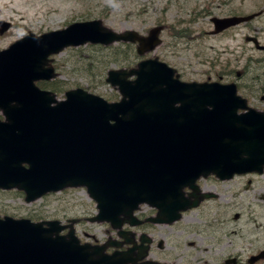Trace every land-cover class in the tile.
Masks as SVG:
<instances>
[{
    "label": "water",
    "instance_id": "1",
    "mask_svg": "<svg viewBox=\"0 0 264 264\" xmlns=\"http://www.w3.org/2000/svg\"><path fill=\"white\" fill-rule=\"evenodd\" d=\"M158 31L142 38L130 31L116 34L97 20L74 23L16 42L0 52V67L38 70L47 64L49 55L87 42L139 41L138 53L143 54L158 43ZM130 76L137 77L131 82L127 80ZM6 77V82L19 84L17 75ZM107 82L118 86L123 95L120 102L109 104L77 89L55 107L50 106L53 98L49 96L47 106L38 108L4 104L11 115L1 124L15 138V148L35 163L43 160L37 168L44 179L51 178L48 162L62 154L53 166L67 185L87 186L98 202L94 220L111 221L116 227L120 214L131 215L142 202L154 204L160 197L155 193L172 194L210 173L225 178L260 171L264 165V122L252 126L250 119L236 118L235 110H228L235 97L232 85L178 83L156 59L143 61L129 72L109 71ZM34 137L37 143L31 140ZM15 184L26 190L28 201L63 186L58 180L48 183L33 178ZM6 224L0 221V264H111V258L117 259L118 253L104 256L103 247L80 246L73 231L59 236L62 227L58 223L38 232L12 223L18 243H9L1 237Z\"/></svg>",
    "mask_w": 264,
    "mask_h": 264
},
{
    "label": "rangeland",
    "instance_id": "2",
    "mask_svg": "<svg viewBox=\"0 0 264 264\" xmlns=\"http://www.w3.org/2000/svg\"><path fill=\"white\" fill-rule=\"evenodd\" d=\"M201 9H206L200 12L204 16L195 15ZM259 11L264 12V0H0V21L8 24L15 22L20 27H25L10 26L0 33V49L27 31L35 34L63 29L71 22L86 18L100 19L105 27L115 32L136 31L141 35H146L154 27L163 26V43L153 55L179 69L183 80H215L220 76L223 77L222 82H230L236 78L235 71L240 70L242 78L239 83L245 86L252 97H258L259 92H264V82L257 83L254 79L258 76L264 79V63L256 70V65L247 63L246 59L252 57L251 59L262 61L264 52L256 51L251 43L245 41V32L249 31L247 28L237 27L216 36L209 35L213 29L209 18L242 16ZM210 14L212 15L209 16ZM252 26L253 31L261 32L260 41L264 44V14L253 20L250 27ZM186 28L188 30H184ZM175 34L181 37H174ZM111 47L112 49L101 45H86L79 49L64 50L57 56L65 83L64 88L58 89L62 91L61 94L64 89L83 87L106 99L118 100V92L105 82L106 73L109 70L131 67L137 58L134 57L135 51L131 46L117 43ZM211 61L216 64L212 65ZM221 65L228 69H222ZM62 96L59 95L58 98ZM255 106L261 109L260 102L256 100ZM259 180H264V177ZM251 189L245 190L240 186L234 191L233 209H226L221 213L223 220H226V216L231 218L233 213L240 215V220L233 222L241 230L240 244L254 241L256 230L253 227L256 224L252 217L257 216L260 208L264 210V200H259L258 192ZM10 196L15 195H0L7 200ZM10 201L0 203V208H5L6 212L16 217H29L26 212H38L48 218L65 221L91 218L96 213L95 203L88 198L84 189L49 194L33 204H26L21 199ZM32 209L35 211H30ZM82 222V231L94 233L98 239L108 235L105 224L85 220ZM188 225L181 221L177 226V233L181 232L184 236ZM255 243L264 246V239L256 240Z\"/></svg>",
    "mask_w": 264,
    "mask_h": 264
},
{
    "label": "flooded vegetation",
    "instance_id": "3",
    "mask_svg": "<svg viewBox=\"0 0 264 264\" xmlns=\"http://www.w3.org/2000/svg\"><path fill=\"white\" fill-rule=\"evenodd\" d=\"M250 28L256 37L261 38V32L253 31V26ZM251 58H248L247 63L255 64L256 70L261 66V63H264V58L262 61ZM240 79L241 77L238 76L237 83L240 82ZM254 80L257 83L264 82L261 76ZM259 90L261 91V88ZM262 95L264 92H259V100L255 97L252 99L261 102ZM263 177L264 173L261 175H235L224 181L214 176L201 179L198 186L202 199L196 208L184 213V221L189 224L184 231V236L181 232L177 233L175 225H158V227L146 225V223L143 226L127 225L123 227V231L129 233L127 238L134 243H139V239L146 234L151 240L147 259L157 264H264V246L255 243L256 240L264 239V210L260 208L257 211V216L252 217L253 222L259 226L258 228L256 225L253 227L256 230L254 241L244 244H240L242 237L240 228L233 223L240 220V215L233 213L231 218L226 216V220H223V214H221L226 209H233L235 205L233 203L234 191L240 186H243L245 190L252 188L253 192H258L259 200L263 201L264 180H259ZM192 193L193 190L185 189L187 199L192 198ZM149 213L150 210L146 209L140 212L139 217L146 219L149 216L145 217V215ZM107 233L110 231L107 230ZM243 234L245 236V233ZM130 247L131 245L123 243L119 248L121 251H125ZM109 250L112 251V249Z\"/></svg>",
    "mask_w": 264,
    "mask_h": 264
},
{
    "label": "bare ground",
    "instance_id": "4",
    "mask_svg": "<svg viewBox=\"0 0 264 264\" xmlns=\"http://www.w3.org/2000/svg\"><path fill=\"white\" fill-rule=\"evenodd\" d=\"M13 25H14V27L15 28H25V27H20L17 23H15V22H13ZM215 64H216V62H215ZM214 63L212 64V65H215ZM0 66H2V65H0ZM3 71H4V73H6L7 72V69H3ZM10 91V85H8V88H7V90L4 92V95H7L8 94V92ZM256 142H259V139H256ZM259 226H257L256 225V228H258Z\"/></svg>",
    "mask_w": 264,
    "mask_h": 264
},
{
    "label": "trees",
    "instance_id": "5",
    "mask_svg": "<svg viewBox=\"0 0 264 264\" xmlns=\"http://www.w3.org/2000/svg\"><path fill=\"white\" fill-rule=\"evenodd\" d=\"M109 48H111V49H112V47H109Z\"/></svg>",
    "mask_w": 264,
    "mask_h": 264
}]
</instances>
